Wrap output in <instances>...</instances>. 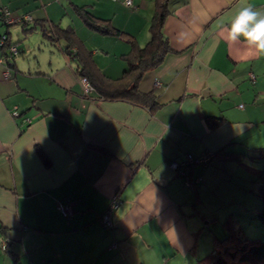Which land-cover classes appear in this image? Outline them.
<instances>
[{
	"label": "crops",
	"instance_id": "1",
	"mask_svg": "<svg viewBox=\"0 0 264 264\" xmlns=\"http://www.w3.org/2000/svg\"><path fill=\"white\" fill-rule=\"evenodd\" d=\"M131 1L0 0L31 19L0 18L18 50L7 62L0 48V264H196L207 250L202 194L264 148V55L226 39L242 0H173L162 26L169 51L137 84L155 106L83 93L80 61L38 23L71 29L80 58L118 79L155 12L154 0ZM207 117L223 122L211 128ZM205 151L210 163L188 164L186 176L171 166ZM114 194L107 229L99 217ZM66 200L69 216L57 208Z\"/></svg>",
	"mask_w": 264,
	"mask_h": 264
},
{
	"label": "trees",
	"instance_id": "2",
	"mask_svg": "<svg viewBox=\"0 0 264 264\" xmlns=\"http://www.w3.org/2000/svg\"><path fill=\"white\" fill-rule=\"evenodd\" d=\"M154 1L155 12L149 27L150 38L143 47L134 46L131 49L128 67L118 79H109L104 74L93 71L88 66L89 62L82 60L85 57L80 58L79 51L72 46L73 32L71 29L61 28L58 24H53V26H45L42 22L38 24L45 38L51 41H56L60 38L66 40L67 46L64 49L65 53L70 57L76 58L81 63L76 70L78 77H86L93 87V91H96L101 98L109 100L126 99L135 104L153 107L156 105L155 96L151 92H141L137 84L144 72L157 66L169 51L168 42L163 34L162 26L164 19L171 12L170 6L173 0ZM3 7L6 6L0 7V18L2 23L7 27L16 23L25 24V22L31 20L26 19L24 16H16L19 18V21L6 24L4 21ZM85 19L89 21L90 16L86 15ZM2 36L5 37V42L2 46L0 45V48L5 55L10 56L8 52V47L11 45L9 38L6 34H2L0 38ZM12 57L13 55L9 59L7 57V62H10ZM222 122L223 118L207 117V123L211 128L220 125ZM259 154L264 155V148L258 149V157ZM210 161L199 165H207ZM245 165L248 166V169L258 173V179L261 182L259 188L261 206L257 211L256 217L264 223V171L256 170L255 167L247 164ZM228 228V235L222 239H216L213 250L198 260L196 264H264V242L251 243L239 227L228 224Z\"/></svg>",
	"mask_w": 264,
	"mask_h": 264
},
{
	"label": "rangeland",
	"instance_id": "3",
	"mask_svg": "<svg viewBox=\"0 0 264 264\" xmlns=\"http://www.w3.org/2000/svg\"><path fill=\"white\" fill-rule=\"evenodd\" d=\"M253 167L264 171V155L259 154ZM260 185L258 173L242 165H232L227 175L215 177L210 193L202 194L199 205L204 217L201 244H207L203 255L213 250L216 239L228 235V224L239 227L251 243L264 242V223L256 217L261 206Z\"/></svg>",
	"mask_w": 264,
	"mask_h": 264
},
{
	"label": "built area",
	"instance_id": "4",
	"mask_svg": "<svg viewBox=\"0 0 264 264\" xmlns=\"http://www.w3.org/2000/svg\"><path fill=\"white\" fill-rule=\"evenodd\" d=\"M123 4L129 8L133 7L131 0H124ZM3 13H4V21L6 24H12V23L19 21V18L16 16H13L6 7H3ZM26 19H30V18L26 17ZM4 39H5L4 36H2L0 38V45L1 46L5 42ZM8 52H9L10 56L4 55V60H6L7 57H11L12 55L14 56L18 53V51L14 45H10L8 47ZM250 76L252 77L251 74H250ZM79 82L82 86V90H83L84 94L87 95V94H90L91 92H93L94 89L86 77H80ZM239 107H242V104H240ZM12 115L17 117L18 112L16 110H13ZM213 156H214V154L212 152L205 151V152L201 153V156L198 159H191L190 156H188L186 163H184V164L173 163L171 166L179 174L186 176V169L185 168L188 164L206 163V162H209ZM198 181H199L198 178H196L192 181V180H189L187 177H185V182L188 185H192L193 183H197ZM117 203H118V197H117V194H114L110 199V203H109L108 207L99 217L100 223L107 229H110L113 227L112 220H111V213H112V210L116 207ZM57 208L64 216H69L72 213V207H71V204L69 201H66L64 203L58 202Z\"/></svg>",
	"mask_w": 264,
	"mask_h": 264
},
{
	"label": "clouds",
	"instance_id": "5",
	"mask_svg": "<svg viewBox=\"0 0 264 264\" xmlns=\"http://www.w3.org/2000/svg\"><path fill=\"white\" fill-rule=\"evenodd\" d=\"M226 39L245 42L255 55H264V9L241 2L227 25Z\"/></svg>",
	"mask_w": 264,
	"mask_h": 264
}]
</instances>
